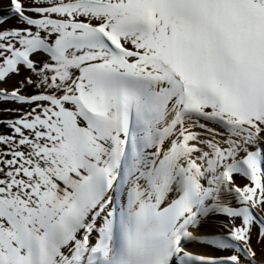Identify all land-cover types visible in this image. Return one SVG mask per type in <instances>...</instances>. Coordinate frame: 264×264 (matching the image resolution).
<instances>
[{
	"label": "snow or ice",
	"instance_id": "obj_1",
	"mask_svg": "<svg viewBox=\"0 0 264 264\" xmlns=\"http://www.w3.org/2000/svg\"><path fill=\"white\" fill-rule=\"evenodd\" d=\"M14 76L0 264H264V0H7Z\"/></svg>",
	"mask_w": 264,
	"mask_h": 264
},
{
	"label": "rangeland",
	"instance_id": "obj_2",
	"mask_svg": "<svg viewBox=\"0 0 264 264\" xmlns=\"http://www.w3.org/2000/svg\"><path fill=\"white\" fill-rule=\"evenodd\" d=\"M0 2L6 3L7 0H0ZM15 21H12V24H15ZM20 79V77H12L10 80H8L7 83L0 84V88L2 89H8L11 90L14 86L16 85V82ZM30 89V92H36L37 90L35 89ZM28 94V93H25ZM27 106L25 105H20L18 103L14 102H0V121H8L11 119H15L18 116V113L16 111H8L9 109H26ZM0 134H10V129L7 127L6 124L0 123ZM255 244V240L253 241ZM259 250V249H258Z\"/></svg>",
	"mask_w": 264,
	"mask_h": 264
},
{
	"label": "bare ground",
	"instance_id": "obj_3",
	"mask_svg": "<svg viewBox=\"0 0 264 264\" xmlns=\"http://www.w3.org/2000/svg\"><path fill=\"white\" fill-rule=\"evenodd\" d=\"M7 8V2H0V13H3ZM229 223V220L223 216L217 215L214 216L210 221H208L205 225H204V229L208 230L210 228H214V229H219L221 228V226L227 225ZM191 246L189 247L188 250H198L200 252L205 251L204 249H200L198 247V245L195 242L191 241Z\"/></svg>",
	"mask_w": 264,
	"mask_h": 264
}]
</instances>
